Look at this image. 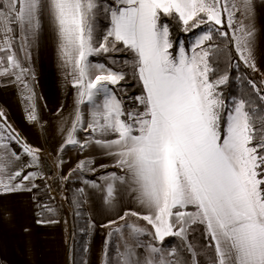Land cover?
<instances>
[{"label": "snow or ice", "instance_id": "1", "mask_svg": "<svg viewBox=\"0 0 264 264\" xmlns=\"http://www.w3.org/2000/svg\"><path fill=\"white\" fill-rule=\"evenodd\" d=\"M261 7L264 0H105L99 5L97 0H0V77L19 87L26 119L37 121L34 73L26 66L28 38L39 39L46 22L59 67L76 91L75 119L59 151L95 146L120 174L105 172L100 182L83 183L98 190L106 208L127 199L141 210L129 208L103 225L110 231L102 264H187L165 259L177 254L176 247L165 251L170 237L183 241L191 264H197L187 243L193 226H203L201 236L214 248L213 264H264V108L251 107L264 105V94L251 80L255 98L244 89L239 96L226 94L229 74L213 79L216 69L210 63L219 51L212 43L218 35L235 50L229 57L234 71L241 64L255 71V18ZM98 9L108 26L96 46ZM174 25L185 34L200 31L185 41L174 38ZM108 53H127L129 59L118 71L89 60ZM124 69H130L139 95L118 98L110 87L126 80ZM77 125L92 134L83 143L76 139ZM39 152L15 133L0 109V197L37 188L33 181L41 174L27 169L39 165ZM24 156L30 163L21 165ZM85 163L77 169L85 170ZM7 212L0 204V217ZM128 216L147 222L150 230L128 223ZM93 227L86 218L82 239L73 244V264L77 255L90 252V241L83 238Z\"/></svg>", "mask_w": 264, "mask_h": 264}, {"label": "crops", "instance_id": "2", "mask_svg": "<svg viewBox=\"0 0 264 264\" xmlns=\"http://www.w3.org/2000/svg\"><path fill=\"white\" fill-rule=\"evenodd\" d=\"M255 25L257 28L254 48L255 72L264 82V7L257 9ZM28 39L30 57L26 66L34 73L30 82L35 92L37 121L29 122L26 119V105L22 101L21 91L18 86H13L10 77H0V109L6 112L7 122L15 133L29 146L40 149L39 165L30 167L27 171H37L41 174L42 178L36 179L33 183L39 179L45 181L57 204L59 218L38 223L37 202L32 191L0 197V204L8 209L7 214L0 217V264H72L74 232L66 182L73 178L82 180L88 216L94 221V227L87 235L91 250L85 254L83 264H102L101 248L110 231L103 225L109 219L118 220V216L124 215L129 208L141 210L137 204L129 203L127 199L122 205L106 208L100 201L98 190H93L83 183L85 179L100 182V176L104 174L101 173L93 179L83 178L82 174L94 175L87 170L90 167L97 168V172L110 169L107 173L120 174V170L114 167V161L102 156L95 146L84 151L68 146L63 152L59 151L75 119L76 91L70 86L71 80L65 77V73L59 67L57 46L50 36L47 23H43L39 39L32 40L30 37ZM16 43L17 56L21 58L23 53L19 52L18 42ZM89 60L91 61L90 57ZM110 87H113V90L115 88ZM81 111L86 127V122L90 119L89 105L86 103L81 105ZM77 129L75 136L80 143L92 135L79 130L80 125H77ZM11 147L18 154L21 152L16 144ZM81 161L86 162L83 171L77 169ZM61 162L63 166L57 167ZM18 163L28 164L30 158L24 156ZM100 165L106 167L101 169ZM165 249L170 252L168 248ZM170 258L166 257V260Z\"/></svg>", "mask_w": 264, "mask_h": 264}, {"label": "trees", "instance_id": "3", "mask_svg": "<svg viewBox=\"0 0 264 264\" xmlns=\"http://www.w3.org/2000/svg\"><path fill=\"white\" fill-rule=\"evenodd\" d=\"M105 0H97L98 5L103 4ZM110 2V0H109ZM96 23L100 29V32L97 34L96 40L97 45L99 40L102 39V33L106 30L108 24L104 19L102 9H98L95 14ZM222 31H227L226 28L221 29ZM199 30H196L193 33L185 34L180 30L179 26L174 25L172 28V33L174 38L183 39L185 41L191 39L198 33ZM229 35H231L229 33ZM215 46L218 47V53L214 56L212 66L216 69V75L212 78L215 79L216 76L227 73L230 76V82L228 85L223 87V91L226 94H231L233 96H239L241 89L246 90L249 93L253 94V98H255V93L251 89V86L247 83L248 80L255 82L257 87L260 89V94H264V82L262 77L255 71L245 68L243 64H241V68L239 70H233L231 68V64L235 61L229 59L230 56H235V50L232 48L229 49V39L226 37H220L218 35H214V40L212 42ZM122 47V46H121ZM119 57V61L116 64L111 62L112 57ZM91 61L95 63H103L106 67L112 68L114 71L121 70L122 62L125 59H129L127 53H108L102 54L100 56H92L90 57ZM238 59V57H237ZM127 73L126 80L122 81L120 85L115 86L114 91L117 93L118 98L124 96H134L139 95V91H137L138 84L131 79L130 69H124ZM262 107L264 105H252L251 107ZM110 171V169H104L100 172H97L94 175L82 174L83 178L93 179L96 178L101 173H105ZM37 188L33 189L32 194L34 199L37 202V213L36 219L38 221H53L59 218V210L57 204L53 197L51 196L49 189L43 179H39L35 182ZM82 188V180L81 178H73L66 182V191L67 197L69 201V205L72 211V220H73V244L75 242L81 241L82 237L80 235L81 229L85 226L86 218H88V211L85 205L84 193L81 194L78 192L79 189ZM80 203V208H77V203ZM51 209V211H49ZM191 209V208H189ZM80 212L81 215H77ZM127 221L138 223L146 226L150 230V226L147 225V222L138 219L134 216H128L126 218ZM203 231V226H193V228L189 229V235L187 243L192 245V250L196 254L197 264H213L214 262V248L207 247V241L203 239L201 233ZM145 240H148V237H143ZM83 239L87 240V236ZM156 246H159L158 244ZM172 247L177 248V254L174 257H171L172 261H186L187 264H191L192 253H189L184 246V242L179 238L170 237L166 239V248L170 251ZM84 253H80L76 256V260L78 264H83L84 262ZM111 259V257H109ZM72 264H73V255H72Z\"/></svg>", "mask_w": 264, "mask_h": 264}, {"label": "rangeland", "instance_id": "4", "mask_svg": "<svg viewBox=\"0 0 264 264\" xmlns=\"http://www.w3.org/2000/svg\"><path fill=\"white\" fill-rule=\"evenodd\" d=\"M199 31H200V30H199ZM199 31H198V33H199ZM198 33H197V34H198ZM26 63H28V60H27ZM130 224H135V225H137V226L145 227V228H146V226H144V225H142V224L133 223V222H130ZM143 239H144V238H143ZM165 251H166V252H169V251H167L166 249H165ZM159 255H161V254H157V257H158ZM166 257H168V256L165 255V259H166Z\"/></svg>", "mask_w": 264, "mask_h": 264}]
</instances>
